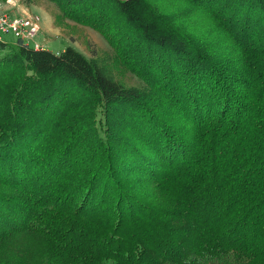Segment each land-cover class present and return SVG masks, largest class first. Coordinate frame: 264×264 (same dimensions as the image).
I'll return each mask as SVG.
<instances>
[{"label":"trees","instance_id":"1","mask_svg":"<svg viewBox=\"0 0 264 264\" xmlns=\"http://www.w3.org/2000/svg\"><path fill=\"white\" fill-rule=\"evenodd\" d=\"M51 1L112 10L143 51V81L114 79L105 52L0 43V69L21 73L0 85V240L38 238L43 264H264V0H232L220 18L227 64L146 0ZM75 89L95 97L85 126L67 100ZM119 104L129 137L144 141L113 152L112 133L95 146L90 131L101 120L110 133ZM68 114L72 127L58 130ZM85 136L87 160L71 165Z\"/></svg>","mask_w":264,"mask_h":264},{"label":"rangeland","instance_id":"2","mask_svg":"<svg viewBox=\"0 0 264 264\" xmlns=\"http://www.w3.org/2000/svg\"><path fill=\"white\" fill-rule=\"evenodd\" d=\"M146 1L150 8L157 12L159 19L168 22L182 35H185L190 44H200L215 56L216 62L219 60L218 62L220 63L222 57H227V60L224 61L226 64L231 62L228 57H230L229 49H232V41L228 38L224 27L226 22L220 21V18L226 16L232 0ZM15 4H17V12L22 10L38 16L39 24L43 26V28L41 27L43 30L40 32L39 25V31L34 36V40L42 42L45 48L51 51H60L66 45H70L85 56H90L92 52L95 54L108 53L112 57L110 69L114 79L126 86L142 83L141 81L143 80L135 71L138 69L137 65L143 59V51L135 44V41L127 33L128 28L124 26L121 19L112 10L103 12L97 7L72 8L51 0H19ZM0 8L11 11L14 9V5L2 1ZM53 34H55L56 38L48 39ZM2 37L11 42L14 41V38L9 34ZM10 75L19 77L21 73L16 70L0 69V85L5 83L4 81L9 79ZM20 90L14 95L15 103L17 104L22 95V93H19ZM85 93L75 89L67 99L70 105L74 106L72 112V118H75L74 123H79L83 126L90 119L91 113L87 109L86 104L96 103L95 97ZM154 97L159 98L161 102L164 100V95L155 93ZM109 110L108 123L111 121L109 126L111 127V132L109 133L106 127L102 128L103 122L101 120L95 122V129L90 131L93 134V144L95 146L97 143L105 142L111 133L113 152L117 150L118 147H115V145L118 146L117 143L121 140L122 142H133L134 140L138 143L144 141L142 136L131 135L133 137H129L130 128L128 124H124V121H122L123 118L127 117V112L130 113L127 107L120 104L111 105ZM60 112L57 110L51 117V121H54ZM100 114L101 112L97 111V115L102 117ZM64 116V119L61 120V125L57 126L58 130L67 128L66 125H69V128L72 127L71 121L73 119H71V116L69 114ZM177 116L174 115L175 118ZM128 119V122L130 120L135 121L134 116H128ZM120 128L126 134H122ZM45 132H48V128ZM98 133L100 134L99 137H97ZM42 139L47 140V143L51 142V136L47 138V136L43 135ZM42 142L40 143L41 145ZM87 142H89V139L86 136L79 137L78 140L75 139L68 159L71 165L73 162L76 164L87 160L85 149L88 146ZM47 143L44 142L43 145L46 146ZM65 170L67 169L64 167L62 172H65ZM118 177L123 182L125 181L124 183L126 184L130 182V179H126L125 176L119 175ZM2 204L0 202V205ZM0 242V264H43L42 241L27 235L25 231L7 230V233L2 235Z\"/></svg>","mask_w":264,"mask_h":264},{"label":"built area","instance_id":"3","mask_svg":"<svg viewBox=\"0 0 264 264\" xmlns=\"http://www.w3.org/2000/svg\"><path fill=\"white\" fill-rule=\"evenodd\" d=\"M2 1L14 5V9L6 11L0 8V43L14 44L16 40H21L31 42L33 47L43 46L42 42L34 40V36L39 31L38 16L22 10L17 12L15 2L19 0H0V5ZM7 34L11 35L14 41L11 42L2 37Z\"/></svg>","mask_w":264,"mask_h":264},{"label":"crops","instance_id":"4","mask_svg":"<svg viewBox=\"0 0 264 264\" xmlns=\"http://www.w3.org/2000/svg\"><path fill=\"white\" fill-rule=\"evenodd\" d=\"M40 25V32L43 30L42 28H43V26L41 25V24H39ZM42 27V28H41ZM43 33V32H42ZM55 34H53V36L51 37V38H48V39H53V38H56V36H54ZM47 37V36H46Z\"/></svg>","mask_w":264,"mask_h":264}]
</instances>
